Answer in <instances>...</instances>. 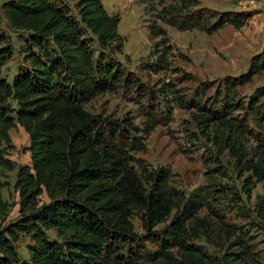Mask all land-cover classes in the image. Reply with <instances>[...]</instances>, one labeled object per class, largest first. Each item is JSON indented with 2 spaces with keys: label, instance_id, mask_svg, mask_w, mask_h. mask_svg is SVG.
<instances>
[{
  "label": "trees",
  "instance_id": "1",
  "mask_svg": "<svg viewBox=\"0 0 264 264\" xmlns=\"http://www.w3.org/2000/svg\"><path fill=\"white\" fill-rule=\"evenodd\" d=\"M2 8L9 27L25 32L28 64L11 81L2 75L13 46L0 28V264L255 263L250 236L211 219L217 216L214 206L224 201L223 185L210 180L185 193L170 183L169 167L152 168L137 152L146 150V136L163 123V112L171 116L168 101L188 103L199 111L218 153L227 150L241 171L252 170L257 181L264 180V103L259 98L264 92L257 88L244 101L236 91L239 82L264 68V49L252 57L249 71L225 78L220 99L201 100L206 85L193 98L182 99L172 81L150 88L119 60V18L102 0H76L73 10L64 0H3ZM156 14L178 30L206 32L225 23L240 28L250 17L247 11L218 12L199 0H173ZM148 28L151 38H160L142 68L173 70L166 29L156 21ZM118 88L144 98L141 126L128 114L85 107L97 94ZM17 124L29 137V163L8 156L10 129ZM247 134L252 145L244 143ZM4 170H16V200L2 196ZM244 179L242 188L249 193L252 179ZM15 204L17 215L9 219ZM203 208L206 213L200 215ZM254 211L264 220V191L256 196ZM134 214L143 234L134 228ZM202 233L235 236L236 249L209 253L195 242ZM23 239H28L25 255L18 245Z\"/></svg>",
  "mask_w": 264,
  "mask_h": 264
},
{
  "label": "rangeland",
  "instance_id": "2",
  "mask_svg": "<svg viewBox=\"0 0 264 264\" xmlns=\"http://www.w3.org/2000/svg\"><path fill=\"white\" fill-rule=\"evenodd\" d=\"M64 1L71 6V10L74 9L76 0ZM2 2L0 0V28L9 35L13 46V54L4 64L2 75L11 81L18 68L28 64L23 50L25 32L9 27ZM170 2L173 0H102L105 9L119 18L118 31L123 39L122 51L117 53L119 60L150 88L157 89L163 81L169 80L176 86L179 97L190 99L200 90L201 85H206L199 95L201 100L220 99L226 89L225 78L249 71L252 57L264 49V0H199L201 5L218 12L247 11L250 14L240 28L225 23L211 32L197 28L178 30L158 18V10ZM153 21L166 29L172 43L170 62L173 70L153 72L141 66L151 59L149 53L153 42L160 38L153 39L149 36L148 24ZM180 72L189 75L183 79ZM257 88L264 92V68L236 85L237 96L246 101L247 96ZM259 98L264 103V97ZM159 101L165 102L164 97L160 96ZM168 103L171 104V116L168 117V112H163L167 114H164L163 123L158 124L146 136V150L137 152V155L143 157L152 168L159 165L169 167L172 173L170 183L185 193L210 180L223 185L226 193L220 199L224 201L214 206L217 216H212L211 219L221 220L235 227L237 233L250 236L255 259L253 264H264V220L254 211L256 196L264 191V180L257 181L252 170L241 171L227 150L218 153L219 146L210 139V134L200 124L196 108H189L188 103L174 100ZM85 107L91 112H104L113 116L128 114L140 126L144 118L143 112L147 111L144 98L122 88L97 94ZM235 113L239 118L244 116L242 109ZM10 134L13 147L9 149L8 156L17 163H29L30 156L25 150L29 143L27 132L17 124L10 129ZM244 143H254L249 134L245 136ZM15 172L16 170H4L2 176L7 183L2 189V196L11 201L17 199L12 187ZM247 176L252 179L249 193L242 188ZM198 213L204 215L206 209H200ZM16 215L15 204L8 218ZM131 220L135 230L143 234L138 215L134 214ZM234 239L235 236L227 238L224 234L202 233L195 242L209 253L221 254L226 249H236L232 246ZM27 241L28 239H23L18 243L23 255ZM148 246L153 248L149 243Z\"/></svg>",
  "mask_w": 264,
  "mask_h": 264
},
{
  "label": "crops",
  "instance_id": "3",
  "mask_svg": "<svg viewBox=\"0 0 264 264\" xmlns=\"http://www.w3.org/2000/svg\"><path fill=\"white\" fill-rule=\"evenodd\" d=\"M28 153H29V151L28 150H26Z\"/></svg>",
  "mask_w": 264,
  "mask_h": 264
}]
</instances>
